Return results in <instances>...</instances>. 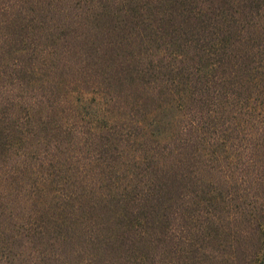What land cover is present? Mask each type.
Segmentation results:
<instances>
[{"label": "trees", "instance_id": "trees-1", "mask_svg": "<svg viewBox=\"0 0 264 264\" xmlns=\"http://www.w3.org/2000/svg\"><path fill=\"white\" fill-rule=\"evenodd\" d=\"M263 246L264 0H0V264Z\"/></svg>", "mask_w": 264, "mask_h": 264}, {"label": "rangeland", "instance_id": "rangeland-1", "mask_svg": "<svg viewBox=\"0 0 264 264\" xmlns=\"http://www.w3.org/2000/svg\"><path fill=\"white\" fill-rule=\"evenodd\" d=\"M258 259L255 264H263L264 263V246L262 247L260 253L258 254Z\"/></svg>", "mask_w": 264, "mask_h": 264}]
</instances>
